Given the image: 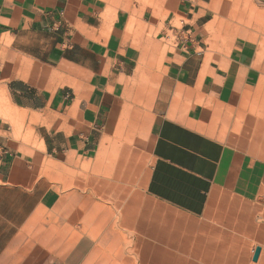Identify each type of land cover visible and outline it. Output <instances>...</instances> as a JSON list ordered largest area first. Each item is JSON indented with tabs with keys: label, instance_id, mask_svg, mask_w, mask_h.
I'll use <instances>...</instances> for the list:
<instances>
[{
	"label": "crops",
	"instance_id": "crops-1",
	"mask_svg": "<svg viewBox=\"0 0 264 264\" xmlns=\"http://www.w3.org/2000/svg\"><path fill=\"white\" fill-rule=\"evenodd\" d=\"M221 6L177 0L144 30L123 13L106 23L99 0H0V95L45 136L53 180L81 158L138 159L145 133L144 190L176 215L150 213L144 233L164 264H264V162L239 142L264 47L224 33ZM25 149L0 121V264H130L118 231L128 196L98 180L92 195L45 189L44 164ZM45 214L63 238L45 236Z\"/></svg>",
	"mask_w": 264,
	"mask_h": 264
},
{
	"label": "rangeland",
	"instance_id": "rangeland-1",
	"mask_svg": "<svg viewBox=\"0 0 264 264\" xmlns=\"http://www.w3.org/2000/svg\"><path fill=\"white\" fill-rule=\"evenodd\" d=\"M105 7L103 20L106 23H113L120 13L125 16H136L139 19L137 26L140 29H146L149 22L153 19L163 20L168 14L166 8L174 7L177 0H99ZM218 3L228 6L225 11L224 6L215 13L216 17L221 20V30L229 36L233 34L247 35V31L252 33L253 39L262 42L264 47V7L259 6V0H217ZM111 5L112 11L107 14V6ZM251 5V9H247ZM255 5L262 13L252 9ZM248 25V26H247ZM134 30L131 31V33ZM152 35H149L151 38ZM0 121L6 122V126L11 128L13 145L24 146L23 155L30 161L42 160L44 164L45 189L53 186L61 188L64 191L76 190L92 195L95 193L91 189L93 180H98L97 184L105 182L107 187L118 189L121 195H127L126 209L122 211L123 221L118 231L127 237V243L124 248L128 249L124 252V259L130 261V264H164L158 260L160 257L161 246L156 243L155 251H147L145 242L146 227H149V214L160 212L161 215L166 213L168 216H176L172 211L167 210L147 197L144 190L149 167L150 154L145 140V133L141 132L140 156L138 159L131 154L127 158H123L119 154H111L103 159V161H91L84 164L83 158L78 159L73 170L61 173L60 179H52V163L47 159V152L44 147L45 136L41 132H37L36 122L27 115L14 110L9 106L8 99L0 95ZM241 145L247 144V153L249 158L264 162V77L262 86L252 96V102L247 108V140H240ZM238 142V143H239ZM19 148V147H18ZM136 150V149H135ZM98 167L105 169L102 174L98 171ZM64 176V177H63ZM102 179V180H101ZM114 195V191L111 192ZM94 196V195H93ZM113 196L111 197V199ZM130 205V206H129ZM133 207V209H132ZM135 208L137 210L135 211ZM127 210V212H125ZM56 225V227H55ZM54 227V228H53ZM53 229L54 233L60 232V237L64 227L60 228L50 214L44 215V229L46 236ZM71 241L82 237L80 229ZM76 230V231H77ZM62 242V241H60ZM153 243V242H152ZM95 245V244H94ZM94 247V246H93ZM136 248V251L133 249ZM66 252H61L62 257ZM175 257L174 253H169ZM52 255L45 252V257ZM178 260L169 262L170 264H178Z\"/></svg>",
	"mask_w": 264,
	"mask_h": 264
}]
</instances>
